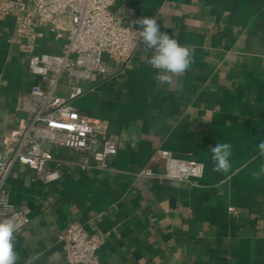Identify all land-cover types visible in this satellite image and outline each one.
I'll return each instance as SVG.
<instances>
[{"label":"crops","instance_id":"obj_1","mask_svg":"<svg viewBox=\"0 0 264 264\" xmlns=\"http://www.w3.org/2000/svg\"><path fill=\"white\" fill-rule=\"evenodd\" d=\"M113 11L137 30L133 21L155 18L161 32L195 46L193 63L160 85L143 44L125 67L104 56L114 76L83 82L72 104L107 124L118 153L107 169H81L83 153L59 149L64 175L50 184L16 167L10 201L27 206L31 219L15 237L17 264H68L61 237L72 223L103 237L105 264H264V174L253 175L264 169V0H116ZM14 28V15L0 20L1 153L25 117L19 94L40 83ZM38 32L37 54L61 51L64 39ZM57 93L68 98L67 76ZM219 143L232 146L226 174L213 171L209 147ZM160 150L204 164L203 177L165 178ZM145 169L157 177H142Z\"/></svg>","mask_w":264,"mask_h":264},{"label":"built area","instance_id":"obj_2","mask_svg":"<svg viewBox=\"0 0 264 264\" xmlns=\"http://www.w3.org/2000/svg\"><path fill=\"white\" fill-rule=\"evenodd\" d=\"M116 0H3L0 20L14 15L13 40L29 58L30 73L40 83L19 94L17 111L25 114L16 135L0 152V221L12 219L19 230L30 222V209L16 207L10 201L7 180L17 177V166L36 172L37 179L50 184L64 175L66 162L57 157L59 149L83 153L77 163L87 169L91 162L107 169L108 160L118 153V145L109 138L105 122L94 121L72 104L85 94L83 82L97 84L111 79L104 56L118 67H125L142 44L139 30L123 25L113 11ZM41 28H48L65 42L59 53L37 54ZM67 76L68 98L57 90ZM164 177L190 181L202 178L204 164L175 157L160 150ZM141 176L157 177L152 169ZM234 212V208L229 209ZM68 264H105L98 256L103 237L90 234L79 223L69 225L61 237Z\"/></svg>","mask_w":264,"mask_h":264},{"label":"clouds","instance_id":"obj_3","mask_svg":"<svg viewBox=\"0 0 264 264\" xmlns=\"http://www.w3.org/2000/svg\"><path fill=\"white\" fill-rule=\"evenodd\" d=\"M133 26H138L140 42L152 52L148 65L157 71L155 79L160 85H171L174 77L183 75L193 63L195 46L181 45L174 35L161 32L157 20L152 17H141L133 21ZM258 155L264 157V141L257 145ZM213 171L226 174L232 165V146L229 143L211 145ZM256 157H254L255 159ZM264 174V169L253 173L259 179ZM19 226L12 220L0 221V264H17L20 259L15 251V234Z\"/></svg>","mask_w":264,"mask_h":264}]
</instances>
